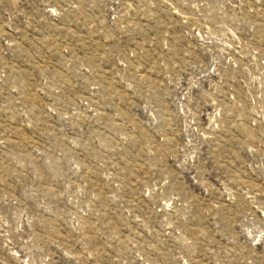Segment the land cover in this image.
I'll use <instances>...</instances> for the list:
<instances>
[{
	"label": "rangeland",
	"instance_id": "374dc122",
	"mask_svg": "<svg viewBox=\"0 0 264 264\" xmlns=\"http://www.w3.org/2000/svg\"><path fill=\"white\" fill-rule=\"evenodd\" d=\"M0 264H264V0H0Z\"/></svg>",
	"mask_w": 264,
	"mask_h": 264
},
{
	"label": "built area",
	"instance_id": "2783aa9c",
	"mask_svg": "<svg viewBox=\"0 0 264 264\" xmlns=\"http://www.w3.org/2000/svg\"><path fill=\"white\" fill-rule=\"evenodd\" d=\"M48 10L51 12L53 17H56V11L55 9L48 8Z\"/></svg>",
	"mask_w": 264,
	"mask_h": 264
}]
</instances>
